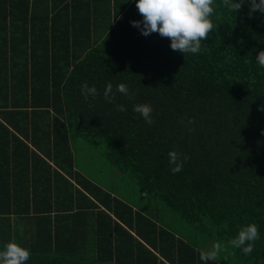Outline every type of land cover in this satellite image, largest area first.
<instances>
[{
	"label": "trees",
	"instance_id": "obj_1",
	"mask_svg": "<svg viewBox=\"0 0 264 264\" xmlns=\"http://www.w3.org/2000/svg\"><path fill=\"white\" fill-rule=\"evenodd\" d=\"M214 7L216 29L199 53L182 54L130 24L142 20L135 0H0V250L15 241L31 253L26 264H205L201 251L254 223L250 255L227 247L219 256L264 264V68L255 60L264 14L249 17L247 0L237 13ZM84 83L99 94L85 100ZM121 83L133 99L116 91ZM140 103L154 123L133 111ZM51 112L65 122L44 120ZM80 140L102 148L152 207L75 171ZM170 151L189 157L176 174Z\"/></svg>",
	"mask_w": 264,
	"mask_h": 264
},
{
	"label": "clouds",
	"instance_id": "obj_2",
	"mask_svg": "<svg viewBox=\"0 0 264 264\" xmlns=\"http://www.w3.org/2000/svg\"><path fill=\"white\" fill-rule=\"evenodd\" d=\"M246 0H220L221 6L230 12L237 13L245 4ZM249 5L248 14L260 12L264 14V0H247ZM215 0H135V7L141 15L142 20L130 21V24L140 31L142 36L147 37L156 33L162 38L170 40V49L182 54L199 53L202 41L209 37V34L216 29L211 17L215 13ZM256 62L261 68H264V50L257 53ZM116 91L133 99L134 96L129 93L126 84H118ZM81 94L85 100L89 96H97L95 86L89 87L87 83L81 85ZM104 99L112 103L114 100L111 83L107 84L104 93ZM116 110L126 111L123 105H116ZM258 110H264V107ZM133 111L138 113L147 124L154 123L152 119V106L147 103L133 104ZM189 124L194 123L189 119ZM264 134V133H262ZM169 164L173 167L171 171L176 174L182 170L183 162L189 157L177 151L168 153ZM259 239L258 226L250 223L241 226L235 238L227 241V245L222 242L213 243L211 250L201 251L199 258L207 264L208 261H217L218 255L226 251L227 247L241 249L244 255H250L253 251V245ZM30 251L21 247L15 241H10L0 250V264H26L30 259Z\"/></svg>",
	"mask_w": 264,
	"mask_h": 264
},
{
	"label": "rangeland",
	"instance_id": "obj_3",
	"mask_svg": "<svg viewBox=\"0 0 264 264\" xmlns=\"http://www.w3.org/2000/svg\"><path fill=\"white\" fill-rule=\"evenodd\" d=\"M76 147L75 161L78 171L83 172L93 181L101 184L103 188L113 192L119 198L134 205L138 209L148 210L152 207L154 198L139 189L136 183L112 166L102 154V148L82 140ZM165 222L171 224L179 234L190 235L184 223L176 217L165 214ZM187 230V231H186ZM190 239H194V236ZM211 250V249H210ZM225 257V256H224ZM219 262L226 264L218 255ZM235 264V263H234Z\"/></svg>",
	"mask_w": 264,
	"mask_h": 264
},
{
	"label": "crops",
	"instance_id": "obj_4",
	"mask_svg": "<svg viewBox=\"0 0 264 264\" xmlns=\"http://www.w3.org/2000/svg\"><path fill=\"white\" fill-rule=\"evenodd\" d=\"M58 116H56L53 112L49 113L48 116H45L44 117V120H48L50 122V124L54 125V122H55V118H57ZM60 121L62 122H65L64 119H61L60 117H58ZM57 118V119H58ZM2 121V120H1ZM4 125H6V127L9 129V131L14 134V135H17V132L15 130H13L11 128V126L9 124H7L4 120L2 121ZM51 138L54 139V136H53V133L51 132ZM50 164L52 165V162H50ZM75 171L79 172L80 174H82L84 177L86 176L87 178H89L86 174H84L83 172L81 171H78V169L76 168L75 166ZM91 179V178H89Z\"/></svg>",
	"mask_w": 264,
	"mask_h": 264
}]
</instances>
